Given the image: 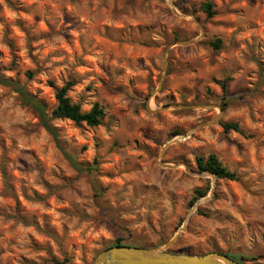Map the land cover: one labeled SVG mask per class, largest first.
<instances>
[{"label": "clouds", "instance_id": "obj_1", "mask_svg": "<svg viewBox=\"0 0 264 264\" xmlns=\"http://www.w3.org/2000/svg\"><path fill=\"white\" fill-rule=\"evenodd\" d=\"M197 2L203 27L177 0H0V264L181 220L264 264V0Z\"/></svg>", "mask_w": 264, "mask_h": 264}, {"label": "rangeland", "instance_id": "obj_2", "mask_svg": "<svg viewBox=\"0 0 264 264\" xmlns=\"http://www.w3.org/2000/svg\"><path fill=\"white\" fill-rule=\"evenodd\" d=\"M202 4L203 3H198L197 0H177L176 7L180 9L181 12H183L185 15H191L193 17L192 23L196 24L198 27H203V23L201 21V17L197 15V12L202 9ZM185 5H188V7H185ZM218 13H216L217 15ZM67 17H66V22H67ZM75 26V25H74ZM217 40H220V44L218 48H215L213 46V43L216 42ZM190 42V41H189ZM211 47L213 49H220L223 48V42L221 39H218L216 37H213L212 40L210 41ZM234 46H238L235 45ZM142 63V61H141ZM105 71H108V69H104ZM227 87V86H226ZM113 119H115L113 117ZM147 136L148 133H145ZM21 164H24L25 162L23 160L20 161ZM25 167H28L25 164ZM217 177H213V184H215V180ZM104 191H107V189H104ZM146 192L147 189H144ZM237 195H241L239 190H237ZM196 203L198 204V207L194 209V206ZM194 206H191L189 204L188 206V211L189 215L191 214H197L198 211H200V204L203 203V200L197 201ZM217 219L220 220L222 223H230L231 217L224 215L222 213H217L216 214ZM45 220H47V217H45ZM184 221L181 220L180 224L177 225L176 228L173 229V233L176 236L179 230L183 227ZM111 227V226H110ZM187 229V226L185 230ZM184 230V231H185ZM51 231V230H50ZM235 233L229 231L228 228H225L223 234H222V239L223 242L216 240L214 237L209 238V240L204 243L200 244L194 241H190L187 238L182 239L181 236L180 238L171 246L167 247L168 252L172 253H181V254H189V255H202L210 252H218L221 254L229 253V254H234V255H239L241 250L240 249H232L230 246H228L229 240L235 238ZM124 239L125 243H134L137 245H140L142 248H156V247H165L166 243L169 242L167 239H157L154 237H148V236H141L136 234L134 231H130L128 229H120L117 228L114 232H112L110 235H106L103 238V243L99 247H95L91 250V255L89 256V264H94L97 257L99 254L107 249L110 245H112L117 239ZM254 259H256L254 257Z\"/></svg>", "mask_w": 264, "mask_h": 264}, {"label": "water", "instance_id": "obj_3", "mask_svg": "<svg viewBox=\"0 0 264 264\" xmlns=\"http://www.w3.org/2000/svg\"><path fill=\"white\" fill-rule=\"evenodd\" d=\"M213 177L216 176L213 175ZM198 204H195L194 209L198 207ZM186 226L184 223L175 238L166 243L165 247L115 246L101 252L94 264H238V261L218 252L202 255L168 252L167 247L180 238Z\"/></svg>", "mask_w": 264, "mask_h": 264}, {"label": "trees", "instance_id": "obj_4", "mask_svg": "<svg viewBox=\"0 0 264 264\" xmlns=\"http://www.w3.org/2000/svg\"><path fill=\"white\" fill-rule=\"evenodd\" d=\"M202 9L203 11H205L208 15V18H211V16L213 15H216V12L213 11V6L211 3H203L202 4ZM220 40H217L216 42L213 43V46L215 48H218L219 47V44H220ZM226 87V85H225ZM213 175H215L216 177L217 176H222L223 173H221L218 169L217 170H214L212 172ZM197 201H194V202H190L191 206H194V204L196 203ZM200 211H198L199 213ZM115 246H131V247H141L140 245H137V244H134V243H125L124 242V239H117L112 245H110L108 248H111V247H115ZM224 255H227L228 257H230L231 259L235 260V261H239L241 259H243L242 256L240 255H234V254H229V253H225Z\"/></svg>", "mask_w": 264, "mask_h": 264}]
</instances>
